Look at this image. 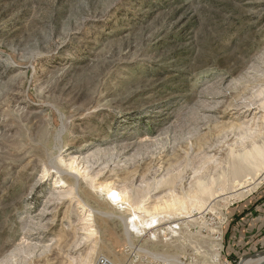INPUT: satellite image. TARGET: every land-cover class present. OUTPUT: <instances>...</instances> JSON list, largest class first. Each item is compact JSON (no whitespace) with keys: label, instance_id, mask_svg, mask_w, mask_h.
Returning a JSON list of instances; mask_svg holds the SVG:
<instances>
[{"label":"rangeland","instance_id":"rangeland-1","mask_svg":"<svg viewBox=\"0 0 264 264\" xmlns=\"http://www.w3.org/2000/svg\"><path fill=\"white\" fill-rule=\"evenodd\" d=\"M259 148L264 0H0V264H237Z\"/></svg>","mask_w":264,"mask_h":264},{"label":"crops","instance_id":"crops-1","mask_svg":"<svg viewBox=\"0 0 264 264\" xmlns=\"http://www.w3.org/2000/svg\"><path fill=\"white\" fill-rule=\"evenodd\" d=\"M261 203V207H264V199ZM257 207L258 205H255L252 211L244 209L242 216L233 218L226 226L225 248L229 249V257L235 254L241 258L264 251V209L256 212ZM234 214L235 212H232V215Z\"/></svg>","mask_w":264,"mask_h":264},{"label":"bare ground","instance_id":"bare-ground-1","mask_svg":"<svg viewBox=\"0 0 264 264\" xmlns=\"http://www.w3.org/2000/svg\"><path fill=\"white\" fill-rule=\"evenodd\" d=\"M260 152V153H259ZM258 153L260 155V157L262 159H264V148L263 149H260L258 150ZM261 160V159H259ZM258 162V161H257ZM263 162V160L261 161ZM261 169H263L262 171H259L260 174L256 176H254V179L250 180L249 183H248V187L246 189H250L251 187H249V185H256L257 182H259L263 177H264V168L261 167ZM260 169V170H261ZM253 178V177H250V179ZM248 181V179H247ZM238 186V185H237ZM245 187V186H244ZM245 189V188H244ZM208 189L204 188L203 191H207ZM203 191H196L195 195H198L199 192H203ZM245 191V190H244ZM108 198L113 201V202H118L120 200V195L115 192V191H109L108 193ZM195 198V197H194ZM199 198V197H198ZM197 199V198H195ZM198 200V199H197ZM172 203L168 204L166 203L165 206H167L169 208V206L171 205ZM201 204V203H200ZM120 207H122V205H119ZM184 208L185 205H182ZM186 208V207H185ZM158 217V216H157ZM157 217L156 215L155 216H152V217H149L148 219H140L139 218V215L135 212H132L131 214H129L126 218H125V228L127 231H135L136 233H139V234H143L145 233V230L147 229H152L154 228L155 226H157L158 224V220H157ZM170 230L172 232H175L174 228H177L176 225H173V226H170L169 227ZM153 235V234H152ZM154 236V235H153ZM263 256H259L257 258H247V259H244L240 262V264H260L261 261L263 260ZM217 261H219V258H217Z\"/></svg>","mask_w":264,"mask_h":264},{"label":"built area","instance_id":"built-area-1","mask_svg":"<svg viewBox=\"0 0 264 264\" xmlns=\"http://www.w3.org/2000/svg\"><path fill=\"white\" fill-rule=\"evenodd\" d=\"M92 264H116V263H114L111 259H109L108 257H106V256H97L94 260H93V262H92Z\"/></svg>","mask_w":264,"mask_h":264},{"label":"water","instance_id":"water-1","mask_svg":"<svg viewBox=\"0 0 264 264\" xmlns=\"http://www.w3.org/2000/svg\"><path fill=\"white\" fill-rule=\"evenodd\" d=\"M259 256H263V257H264V251L256 252V253L251 254V255L243 256V257H241V258L239 259V261L237 262V264H240V262H241L242 260H244V259H247V258H253V259H254V258H257V257H259ZM260 264H264V258H263V260L261 261Z\"/></svg>","mask_w":264,"mask_h":264},{"label":"trees","instance_id":"trees-1","mask_svg":"<svg viewBox=\"0 0 264 264\" xmlns=\"http://www.w3.org/2000/svg\"><path fill=\"white\" fill-rule=\"evenodd\" d=\"M244 212H245V210H243L239 215H238V213H235V214H234L235 217H233V218L236 219L238 216H242ZM232 221H233V219H232ZM230 258H231L234 262H236V261L238 260L239 256H237V255H235V254H232V256H231Z\"/></svg>","mask_w":264,"mask_h":264}]
</instances>
